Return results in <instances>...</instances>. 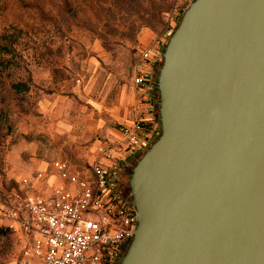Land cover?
<instances>
[{
    "label": "water",
    "instance_id": "95a60500",
    "mask_svg": "<svg viewBox=\"0 0 264 264\" xmlns=\"http://www.w3.org/2000/svg\"><path fill=\"white\" fill-rule=\"evenodd\" d=\"M158 58L119 264H264V0H192Z\"/></svg>",
    "mask_w": 264,
    "mask_h": 264
},
{
    "label": "rangeland",
    "instance_id": "374dc122",
    "mask_svg": "<svg viewBox=\"0 0 264 264\" xmlns=\"http://www.w3.org/2000/svg\"><path fill=\"white\" fill-rule=\"evenodd\" d=\"M191 1L2 3L0 33L16 30L18 38L0 75V219L15 207L14 193L47 186L52 161L67 160L78 171L91 162L105 125L118 127L104 121L103 82L130 81L145 45L161 54ZM18 82L29 90L16 94L11 85ZM38 172L44 180H36ZM128 180L121 183L126 192ZM17 252L12 234H0V264H13Z\"/></svg>",
    "mask_w": 264,
    "mask_h": 264
},
{
    "label": "built area",
    "instance_id": "2783aa9c",
    "mask_svg": "<svg viewBox=\"0 0 264 264\" xmlns=\"http://www.w3.org/2000/svg\"><path fill=\"white\" fill-rule=\"evenodd\" d=\"M153 58L150 51L141 54L142 62ZM145 83L142 75L133 78L135 87ZM142 130L136 117L121 126L114 144L98 147L88 167L78 171L67 160H54L55 186L12 195L15 207L1 219L12 233L35 236L20 250L18 264L120 263L136 224L131 198L121 187L123 168L150 146ZM35 178L45 175L38 172Z\"/></svg>",
    "mask_w": 264,
    "mask_h": 264
},
{
    "label": "crops",
    "instance_id": "0c3cea01",
    "mask_svg": "<svg viewBox=\"0 0 264 264\" xmlns=\"http://www.w3.org/2000/svg\"><path fill=\"white\" fill-rule=\"evenodd\" d=\"M158 47H162V44H158ZM143 51H150L155 57L152 62L146 63L142 62L141 56L138 58L137 62L132 67L131 74L132 78L130 81H125L124 83L116 86L115 83L105 80L103 82V87L101 91V99L103 100V111L104 113L109 112V119H104L106 122H116L118 127L112 128L109 125H105L103 133L105 135L97 139L98 143L103 144H114L117 138V132L124 124H127L131 120L138 117L143 122V130L141 132V137L152 143L157 136L158 124L155 118L154 106L156 104L155 98V85H154V75L155 67H153L155 61L159 60L160 50L154 46L145 45ZM137 75H142L145 79V84L142 87H135L133 85V78ZM111 97L110 101L108 98ZM124 105V107H120ZM103 120V119H101ZM109 122V123H110ZM99 125L100 121H99ZM97 143V144H98ZM98 149L99 145H95ZM97 150H95V154ZM96 156V155H95ZM95 157L92 158L91 162ZM57 160V159H56ZM90 162V163H91ZM84 167H88L89 164ZM47 186L41 188L42 191H48L50 187L56 185L57 180L55 177H50L47 182ZM2 227L7 228L8 221L6 219H0ZM12 237L15 239L18 252L14 257L13 264H18L19 252L26 245L27 241H31L35 238L33 234L25 236L23 234L12 233ZM18 255V256H17Z\"/></svg>",
    "mask_w": 264,
    "mask_h": 264
},
{
    "label": "trees",
    "instance_id": "16d2710c",
    "mask_svg": "<svg viewBox=\"0 0 264 264\" xmlns=\"http://www.w3.org/2000/svg\"><path fill=\"white\" fill-rule=\"evenodd\" d=\"M5 0H0V7L2 5V3L4 2ZM18 31L16 30H12L11 32H3V33H0V75L2 74V72L9 66V60H8V56L13 54L14 52V49H15V45H16V42H17V38H18V35H17ZM171 34V33H170ZM163 50V49H162ZM153 67H155V72L158 71L159 67H160V61H155ZM156 76H157V73H155L154 75V85H155V82H156ZM11 89L16 93H25L29 90V86H27V84L23 83V82H18V83H13L11 85ZM155 98H156V104L154 106V110H155V118H156V122L158 124V132H157V136H158V133L160 131L159 129V120H158V105H157V102H158V95H157V90H156V85H155ZM156 136V138H157ZM155 138V139H156ZM154 139V140H155ZM141 156H138L132 163V168L133 166L135 165L136 161L140 158ZM129 165V164H128ZM126 165L123 169L125 171V169L127 168ZM132 171V169H131ZM131 171L130 173L128 174V177L127 179H129L130 175H131ZM129 182V180H128ZM127 192L130 196V193H129V186L127 187ZM131 198V197H130ZM10 232L7 228H3V227H0V234H5L6 232ZM11 233V232H10ZM126 252V250H125Z\"/></svg>",
    "mask_w": 264,
    "mask_h": 264
},
{
    "label": "flooded vegetation",
    "instance_id": "af4514ba",
    "mask_svg": "<svg viewBox=\"0 0 264 264\" xmlns=\"http://www.w3.org/2000/svg\"><path fill=\"white\" fill-rule=\"evenodd\" d=\"M132 163H133V160H131V162L129 163V165H128L127 168L125 169V175H124L125 178L128 177V174L130 173V171H131V169H132Z\"/></svg>",
    "mask_w": 264,
    "mask_h": 264
}]
</instances>
